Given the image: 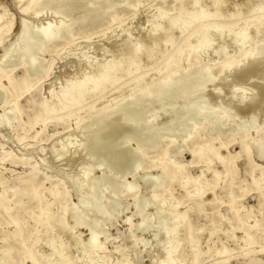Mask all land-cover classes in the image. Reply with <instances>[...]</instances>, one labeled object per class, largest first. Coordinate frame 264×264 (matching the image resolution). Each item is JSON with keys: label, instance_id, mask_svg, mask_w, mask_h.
I'll return each instance as SVG.
<instances>
[{"label": "rangeland", "instance_id": "obj_1", "mask_svg": "<svg viewBox=\"0 0 264 264\" xmlns=\"http://www.w3.org/2000/svg\"><path fill=\"white\" fill-rule=\"evenodd\" d=\"M0 1L4 3L7 15L14 18V27L9 41L10 43L17 42L23 14L14 4V0ZM31 1L23 0V3ZM228 1L232 5L233 3L243 4L247 0ZM201 3L203 6H207L210 1L201 0ZM162 5L165 8H170L174 5V0H125L122 5L92 13L86 19L83 35L89 37L88 40L80 38L83 36L72 39V34H70L71 36L69 35L68 38L72 39V46L68 49H61L57 53L39 54V59L48 66V72L36 88L21 97L13 95L14 92L8 87L6 81L0 79V88L8 93V99H6L0 92V117H9L8 113L5 114V111L12 109L15 102L18 107L15 114L16 120L12 121L11 126H0V154L5 156L3 161L0 160V179L3 184L6 186L11 185L17 191V195L11 199L13 202L6 199L0 203L2 206L0 207V251L6 248V241L8 240L9 244L20 253L34 251L36 258L52 253L50 247L35 242L36 235L42 230L40 218L45 203H48L46 206L48 214L52 217L54 214L57 215V222L53 220L56 229L50 237L59 242L61 239L66 240L67 237H65L64 231L66 232L67 227L73 224L69 217L72 213L70 206L73 204L75 207L76 205L77 211L84 212V207L78 203V195L75 194L72 186L73 183L80 182L78 179L82 177L81 174L87 173L88 168L90 170L88 172L89 177L94 179L93 181L100 193L101 199L96 201L97 204L107 205L106 203L117 202L115 211L112 214L105 215V217L98 215L94 210H90L88 213V219L97 223L96 230L102 232L98 238L99 244L105 249L104 252L99 254L102 264H120L122 254L127 255L130 264H152V262L156 263L157 260H160L164 252L162 248L167 245V241L165 234L156 228L159 223L156 213L160 208L168 210L173 204L178 205L177 212L186 215V219L178 226L175 235V239L180 245V255L178 257L181 261L180 264H194L190 247L192 248L195 244L199 246V251H197L199 259L196 264H264V190L259 192V189L251 184V176L254 173L255 166L264 167V157L262 159L257 157L250 140L256 137V130H261L264 133L263 61L246 71V73L245 71H243L244 73H238L241 66L231 68L225 71L226 73H218V68L226 62L228 57L234 55L231 54L232 48L228 44L225 45L224 55L220 58H216L212 50L207 51L201 54L200 59L202 60V67L215 65L212 66L214 80L204 85L203 92L183 98V100L166 99L162 102L157 100L151 104L143 105L140 112L141 119L138 133L140 136H144V133L150 130V125H154L155 128L152 131L161 135L163 139L155 148L145 151L141 159V166L137 167L139 169L135 168L122 177L120 175L115 177L118 182L133 183L138 192H128L121 187L119 192L122 193H119V198L111 194L113 187H116L114 184L105 187L99 182L103 171L105 174L106 171L108 173L106 168L108 156L106 155L105 159L104 156L103 158L100 157L101 152H98V149L91 144L90 138L96 130L99 133L100 144H104V135L111 131L113 127H118L119 131L115 139L117 138V141L122 140L134 135L132 125L124 123L120 114L112 116L106 123L103 122L104 124L99 120L88 123L84 119V110L72 114L64 125L44 124L36 119L37 105L29 103L32 95L38 100L47 97L51 90L59 92L66 81L78 76V74L80 75L77 69L88 66L85 61L91 62L90 66L95 69L96 63L103 64L111 56L118 59L123 53L122 50H119L121 49L119 45L123 43L122 39L126 38L127 35L131 38H137L140 35V30L147 26V21ZM47 15L50 17L49 13ZM111 16L117 17V20L111 27L104 30L108 26ZM76 17V15L73 16V18ZM254 17L255 13L243 14L237 19H233L232 23H240L247 18ZM57 18V21L62 18L61 21L65 22L67 20L63 16H57ZM28 22L36 26L41 23L38 20L36 22V19L32 17H29ZM164 26L168 27L167 23ZM261 28H264V26ZM193 29L190 28L181 35L176 31L172 32L171 36L175 40L174 44L169 47H158L152 52L150 51V54H147L150 50V43L149 41L144 42L138 54L142 65L140 72L147 76L154 75V73L156 74V72L162 70L165 61L185 44L186 38L194 31ZM261 33L264 34V30ZM261 37L264 38V35ZM217 43V45L216 43L213 44V50L224 44L219 40ZM2 53L3 51L0 49V58ZM263 58L262 60H264ZM84 64H87V66ZM182 66L186 65L182 64ZM9 69H12L17 76L21 74V69L14 66ZM196 70H198V67H193L190 71ZM131 80L132 78H126L118 83L119 86L127 84L126 93H130ZM197 82L200 83V81ZM118 88L112 86L97 96L94 99L95 107H99L101 101L105 98L104 102H107V105L113 106L116 104L117 100L123 96L117 93L119 92L117 91ZM201 102L206 113L228 114L230 121L226 122V127L234 126L238 129L240 126L248 125V128L244 129V131H247L244 132L245 135L248 136L246 144L250 148L248 155H246L241 145V139L244 136L243 131L232 138L216 141L211 140L215 137L214 131H201L197 134L198 139L195 137L192 141L187 142V145L183 144L182 139L187 138V134L193 132L192 127H189L190 130L186 128V126L193 124L189 117L186 118V111ZM245 106L248 109L243 111L238 109ZM78 119L80 123L77 127ZM151 120H154L152 124H150ZM199 122L200 117L194 123ZM176 137L177 139H175ZM67 139L70 140V146L65 142ZM172 141L173 146L170 145ZM126 146L135 149L137 143L133 138ZM208 146H212L214 152L218 153L217 157L206 154L200 159L193 160L188 152V149H206ZM182 147L186 148L182 149ZM109 148L104 151L109 152ZM75 149L78 150L77 154H74ZM210 157L212 162L210 168H207ZM27 163H30V165ZM160 163L165 164V171L158 168ZM173 163L181 166L189 179H194L203 174L208 186L202 196L193 199L186 196V189L192 191L194 188L191 184L186 188L182 187L181 177L178 173H175L176 168ZM33 167L37 172L54 176L52 181H57L60 184L58 186L60 195L49 196V194L43 193L42 188H37L34 192L38 195L39 203L32 199V192H28L24 186L27 174L30 172V168ZM214 172L218 176H214ZM148 175L154 177V180L151 179L145 182L144 177L146 178ZM167 178H170V182L166 184V187L156 189L159 196L156 200H153L151 194L156 181L160 179L163 181ZM50 182H45L44 187L49 188ZM139 196L148 202H145L147 205L142 210L136 208L137 197ZM87 201L88 199L85 197L84 202ZM162 202L164 203L162 204ZM11 203H13V206H11ZM63 207L65 210H63ZM66 210L67 213H65ZM161 216L165 219L168 218L166 213ZM143 218L147 222L146 229L143 231L136 230L135 225L139 221L141 222ZM223 218L225 221L221 225ZM214 225H220V228L214 229ZM189 227L193 231V240L188 237ZM72 235L76 236L81 243H86L89 237V229L85 226L79 227L73 230ZM246 238H249L251 245L244 249L241 241ZM223 248L230 250V252L215 256L207 253L208 249L219 251ZM73 250L78 252L73 247L69 250V256L76 259L78 253ZM21 258L22 264H32L31 261L25 260L23 255ZM76 264L82 263L78 261Z\"/></svg>", "mask_w": 264, "mask_h": 264}, {"label": "bare ground", "instance_id": "obj_2", "mask_svg": "<svg viewBox=\"0 0 264 264\" xmlns=\"http://www.w3.org/2000/svg\"><path fill=\"white\" fill-rule=\"evenodd\" d=\"M209 1L210 3L207 6H203L201 0H174V5L170 8H165L163 5L160 6L156 10V13H153L149 20L147 19V26L140 30V35L137 38L132 37L134 38L132 39L127 35L126 38L122 39L123 43L119 45L121 46V49L119 50H122L121 52L123 53L118 59H114V57L112 58L111 56L110 59L103 64L96 63L95 69H92V66H90L91 62L85 61V63H88V66L87 64H84L87 67L83 66L80 69H77V72H79L80 75L78 74V76H74L72 79L69 78L70 80L66 81L65 85L59 92L51 90L47 97H42L38 100L32 95L29 100V103L31 102L37 105L38 112L36 119L44 124L64 125L68 122V119L72 114L84 110V119L87 120L88 123H91L94 120L106 123L107 120L112 118V116L114 117L120 114L122 117L121 120L124 123L132 125L134 135L128 136L122 140L117 141V138L115 139V136L119 131L118 127H113L111 131H108L104 135V144H100L99 133L96 130L90 138L91 144L98 149V152H101L99 156L102 158L104 156V159L106 155L108 156V161L106 162L108 173L106 171L105 174L103 171L99 182L105 187H110V184H114L116 187H113L111 190V194L114 197L119 198V193H122L119 192L121 187L128 192H137L133 183L125 184L123 181L118 182L115 177L119 175L122 177L127 173L132 172L133 169L140 167L142 162L141 159L145 151L150 148H155L163 139L161 135L152 131L155 128L154 125H150L151 127L148 125L150 130L144 133V136H140L138 133L137 130L140 127L139 121L141 119L140 112L143 105L147 103L151 104L153 101L157 100H161V102L166 99L183 100V98L203 92L204 85L207 82L211 83L214 80L212 66L215 65L202 67L203 64L200 56H202L201 54L212 50L214 56L220 58L224 55L225 45L227 44L232 48L231 54L234 55L228 57L226 62L218 68V73H223L231 68H239V66H241L239 72L236 69L235 70L238 73H244L243 71L246 73V71L253 68L256 64L259 65L262 61V63H264V60H262L264 54V38L261 37L264 35L261 33V31L264 30V28H261L264 26V0H247L246 3H233L232 5L228 0ZM124 2L125 0H32L31 2L23 3V0H14V4L23 14V18H21L20 21L18 41L10 43L9 38L14 27V18L7 15L5 5L0 1V49L3 51L0 58V79L6 81L8 87L14 92L13 95L21 97L30 92L37 87L41 79H43L48 72V66L39 59V54L47 52L57 53L61 49H68L72 46V39L74 37L84 35L86 19L89 15L98 10L122 5ZM48 13L50 14V17H48ZM254 13V18H247L240 23H232L233 19H237L243 14ZM74 15L77 17L73 18ZM57 16H63L67 20L65 22L61 21L62 18L57 21ZM29 17H32L33 19H36V22L38 20L41 23L38 26L34 24L31 25L28 22ZM116 20L117 17L111 16L110 22L104 30L111 27ZM165 23H167L168 27L164 26ZM190 28H194V31L186 38L185 44L179 47L175 53L165 61V66L162 70L156 72V74L154 73V75L147 76L140 72L142 65L138 54L141 45L144 42L149 41L150 50L147 54H150L158 47H169L173 45L175 40L171 36L172 32L176 31L181 35ZM70 34H72V36ZM69 35L72 39L68 38ZM80 38L87 39L89 37L83 36ZM216 40H219L224 44L222 46L219 44L220 48H215V50H213V44H218ZM82 56L84 57V55ZM182 64H185L186 66L183 67ZM11 66L21 69V74L17 76L12 69H9ZM193 67H198V70L193 72L190 71ZM126 78H132L130 82L132 84L130 86V93L125 92L126 87H128L127 84L121 86L118 84ZM195 80L200 81V83ZM112 86H115V88L119 87L117 90L119 92L117 93L123 96L118 99L117 103L113 106L107 105V102H104V100H106L105 98L101 101L99 107H95L96 103L94 99ZM0 92L6 99H8V93L4 89L0 88ZM158 102L160 103V101ZM202 104V102L198 103L196 106L191 107L186 111V118L189 117L191 121H193V124H188L189 126H186V128L189 129V127H192L193 132L187 134V138L182 139L183 144L187 145V142L192 141V139L197 137V134L201 131H214L215 137L211 138L212 141L232 138L241 133V131H243V133L247 132L244 131V129L246 130L248 125L240 126L238 129L234 128V126L226 127V122L230 121L228 114L225 112V114L218 113L219 115H215L216 112L215 114H213V112L206 113L204 111L205 109L203 110L204 106ZM238 109L243 111L248 109V107H239ZM17 111L18 107L15 102L12 109H7V111H5V114L8 113L9 117H0V126H11L12 121L16 120L15 114ZM198 117H200V122L194 123L198 120ZM153 121L151 120L150 124H152ZM79 123L80 120L78 119L76 123L77 127L79 126ZM255 135L256 137L250 140L252 141L257 157L262 159L264 157V133H262L261 130H256ZM68 137L70 136L68 135ZM247 137L248 136L244 133V136L241 139L242 149L245 150L246 155H248V150L250 149L246 144ZM133 138L137 143L135 149L126 146ZM198 138L199 137H197V139ZM175 139H177V137ZM65 142L70 146L69 139L65 140ZM172 143L173 141L170 145L173 146L174 143ZM107 148H109V152L104 151ZM184 148L186 147H182V149ZM196 149H188L193 160L200 159L206 154L211 157L218 156V153L214 152L212 146H208L206 149ZM77 151L78 150L75 149L74 154H77ZM0 157V160L3 161L5 156L0 154ZM211 157L208 159V163L206 162L207 168H210L209 166L212 162ZM27 164L30 165V163ZM173 165L176 168L175 173H178L181 177L182 187L186 188V186L191 184L194 188L192 191L186 189V196L188 198H199L205 193V188L208 186V182L204 179L203 174H200L194 179H189V176H186V172L181 166H178L175 163H173ZM158 168L162 171L166 170V166L163 163H160ZM30 169L31 170L25 179L24 187L28 192H32V199H35V201L39 203L38 195L34 192L37 188H42L43 193H47L49 196L60 195L58 190L60 184L57 181H52L54 176L52 177L46 173L37 172L34 167ZM87 170V173L84 175L81 174L82 177H79L80 179L78 180H80V182L73 183L72 186L75 194L77 193L76 195H78V203L84 207V212L77 211L76 205L75 207L73 204L70 206V208H72V213L69 217L73 224L72 226L67 227L66 232L64 231L65 237H67L66 240L64 239V241L61 239L59 242L51 238V235L56 229V224L53 220L57 222V215L54 214L52 217V215L48 214V210L46 209L48 203H45V208H42L40 218L42 230L36 235L35 242L37 244L43 243L45 246L50 247L52 253L47 255L48 252L46 251L47 256L39 255L40 257L36 258L34 251L20 253V251L12 247L7 240L6 248L0 251V264H22V255L25 260L31 261L32 264H76L78 261H81L82 264H102V261L99 259V254L100 252H104L105 249L98 242V238L102 232L96 230L97 223L88 219V213L90 210H94L98 215L105 217V215L112 214L113 211H115L114 209L117 206V202L113 201L106 203L107 205L97 204L96 201L101 199L100 193L97 190V185L93 181L94 179L89 177L88 172H90V170L88 168ZM214 176H218V174L214 172ZM170 178L163 181L160 179L156 181V185H154L153 188L151 187V197L153 200H156L159 196L156 189L164 186L166 187V184L170 182ZM144 179L145 182H148L151 179L154 180V177L148 175L146 178L144 177ZM1 181L2 180L0 179V203L6 199L11 201V199L17 195V191L11 185L6 186ZM47 181H51L49 188L44 187L45 182ZM251 184L258 188L259 192L264 190V167L259 165L255 166L254 173L251 176ZM85 197L88 199L87 202H84ZM145 202L148 203L140 196L137 197L136 208L138 210L144 209L147 205ZM163 203L164 202H162V204ZM3 205L5 206V204ZM11 206H13V203H11ZM177 206V204H173L168 210L162 208L157 210L156 215H158L159 223L156 228L158 231H162L165 234L167 245L162 248L164 250L162 258L157 260L156 263L152 262V264L181 263L178 259L180 255V245L176 241L175 235L178 226L186 219V215L177 212ZM0 207H2L1 204ZM63 210H65V208ZM65 213H67V210ZM163 213H166L168 218H163L161 216ZM224 221L225 219L223 218L221 225ZM138 223L135 225L136 230L143 231L146 229V219L143 218L141 222L139 221ZM82 226L89 229V237L86 243H81L76 236L72 235L73 230ZM213 227L214 229H219L220 225H214ZM188 237L191 240L194 238L191 227L188 228ZM241 242L243 243L244 249H247L251 245L249 238L242 239ZM73 247L78 251L76 252L73 250L78 253L76 259L69 256V250ZM198 247V244L193 245L192 248L190 247L194 264L198 263L199 259V255H197V251H199ZM115 250L120 252L118 249ZM229 252L230 250L226 248L219 251L207 250V253L214 256L228 254ZM121 258L120 264H130L126 254H122Z\"/></svg>", "mask_w": 264, "mask_h": 264}]
</instances>
